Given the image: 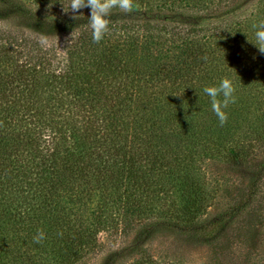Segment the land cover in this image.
Masks as SVG:
<instances>
[{"label":"trees","instance_id":"16d2710c","mask_svg":"<svg viewBox=\"0 0 264 264\" xmlns=\"http://www.w3.org/2000/svg\"><path fill=\"white\" fill-rule=\"evenodd\" d=\"M69 2L0 0V264H264V0Z\"/></svg>","mask_w":264,"mask_h":264},{"label":"clouds","instance_id":"9594fccd","mask_svg":"<svg viewBox=\"0 0 264 264\" xmlns=\"http://www.w3.org/2000/svg\"><path fill=\"white\" fill-rule=\"evenodd\" d=\"M133 0H70L67 10L73 13V19L78 16L75 14L81 9L90 8L89 28L94 43H100L105 34L109 32V17L113 9H118L124 13H130L134 10ZM255 31V43L260 54L264 55V21H260L253 25ZM5 30L7 26H5ZM40 43L46 44L47 37H41ZM204 93L210 98L211 109L216 115L220 126L227 123L228 114L224 111L230 104L235 103L234 95L236 89L231 79L222 78L218 86H206L203 89ZM46 239V234L42 229H38L33 237V242L40 244Z\"/></svg>","mask_w":264,"mask_h":264},{"label":"rangeland","instance_id":"374dc122","mask_svg":"<svg viewBox=\"0 0 264 264\" xmlns=\"http://www.w3.org/2000/svg\"><path fill=\"white\" fill-rule=\"evenodd\" d=\"M252 1V0H251ZM202 252V251H201ZM200 251H199V249H196V250H190V253L191 254H198V253H201ZM199 255V254H198Z\"/></svg>","mask_w":264,"mask_h":264}]
</instances>
